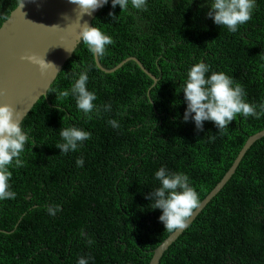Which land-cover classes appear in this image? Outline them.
Segmentation results:
<instances>
[{
	"label": "trees",
	"instance_id": "trees-1",
	"mask_svg": "<svg viewBox=\"0 0 264 264\" xmlns=\"http://www.w3.org/2000/svg\"><path fill=\"white\" fill-rule=\"evenodd\" d=\"M21 1L0 0V27ZM210 2L148 0L143 11L113 9L109 2L96 15L92 26L114 41L98 57L101 66L112 70L135 58L157 81L133 61L112 74L100 71L80 42L22 122L30 139L23 166L10 167L16 196L0 201V264H77L82 256L89 264H149L174 232L164 229L161 211L145 199L159 186L155 172L165 166L186 174L201 203L247 140L264 131V116L238 115L227 134L212 122L197 131L194 122L183 121L186 72L200 61L233 76L249 103L264 104V0H256L252 19L236 33L207 17ZM82 71L100 108L91 119L73 96L60 95ZM106 103L110 112L103 110ZM113 119L120 127L109 124ZM73 125L92 138L59 154V130ZM50 205L59 208L55 215ZM159 264H264V138Z\"/></svg>",
	"mask_w": 264,
	"mask_h": 264
},
{
	"label": "clouds",
	"instance_id": "clouds-1",
	"mask_svg": "<svg viewBox=\"0 0 264 264\" xmlns=\"http://www.w3.org/2000/svg\"><path fill=\"white\" fill-rule=\"evenodd\" d=\"M81 10V14H91L98 8L111 3L115 9L127 10L129 5L137 10H146L148 0H70ZM23 6V0L22 5ZM208 6L207 17L214 24L226 27L228 31L236 33L241 25L252 19L256 0H211ZM113 19L114 13L109 12ZM80 40L96 57L105 55L109 45L114 43L110 35L105 34L96 27L85 25L80 31ZM28 63L37 66L41 71L54 67L51 62H46L44 56L37 54L22 57ZM74 82L70 90L60 92L62 97L69 95L75 98L77 108L89 119L92 115H100V108L94 103L97 95L88 89L89 75L87 71L73 73ZM183 103L186 108L183 114L185 123L192 121L197 131H203L205 122L214 123L222 134H226L231 122L237 116L256 119L264 116V104L255 105L247 101V93L244 86L236 82L233 76L222 71H212L210 65L204 61L193 64L186 72L182 91ZM259 108V110H257ZM105 112H110V103L103 105ZM113 128H118L116 120H110ZM61 143L56 148L59 154L67 155L77 151L85 141L92 138L90 131L75 125L59 130ZM30 137L25 131L20 113L9 104H0V201L14 199L16 193L11 190L10 167H21L24 164L21 159ZM77 166H84V159L77 160ZM155 179L159 186L148 192L145 196L151 205L150 209L161 211L158 217L169 232L181 230L188 226V220L193 215L194 209L200 204L199 195L192 187L190 178L181 172H172L165 166H161L155 172ZM49 215H55L58 207L49 206ZM91 243V241H89ZM89 257H80L77 264H89Z\"/></svg>",
	"mask_w": 264,
	"mask_h": 264
},
{
	"label": "water",
	"instance_id": "water-1",
	"mask_svg": "<svg viewBox=\"0 0 264 264\" xmlns=\"http://www.w3.org/2000/svg\"><path fill=\"white\" fill-rule=\"evenodd\" d=\"M21 5L22 1L0 27V104L12 105L20 113L23 122L38 101L47 95L63 67L71 59L81 42V28L85 25L92 27L94 18L103 7L89 15L81 14L79 7L70 0H23V6ZM31 54L44 56L46 62H51L54 67L41 71L37 66L22 59ZM94 61L97 68L106 74L115 73L128 61H133L149 78L157 81L135 58L124 60L112 70L103 68L96 56ZM262 138L264 131L247 140L220 183L193 211L188 226L174 231L156 248L149 264L160 263L169 247L227 184L246 153Z\"/></svg>",
	"mask_w": 264,
	"mask_h": 264
},
{
	"label": "bare ground",
	"instance_id": "bare-ground-1",
	"mask_svg": "<svg viewBox=\"0 0 264 264\" xmlns=\"http://www.w3.org/2000/svg\"><path fill=\"white\" fill-rule=\"evenodd\" d=\"M11 1V0H10ZM117 8V7H116ZM110 10V9H109ZM256 11V10H255ZM106 13V12H105ZM124 21V20H123ZM105 24V23H104ZM106 25V24H105ZM104 26V25H103ZM78 48V47H77ZM90 57V56H89ZM83 60V59H82ZM86 61H88V60H86ZM81 62V61H80ZM87 64V63H86ZM83 66V65H82ZM84 67V66H83ZM91 67V66H90ZM92 69V68H91ZM67 72V71H66ZM122 72H123V70H122ZM165 74V73H164ZM170 74V73H169ZM110 77V76H109ZM127 77V76H126ZM68 79V78H67ZM114 79V78H113ZM111 80V79H110ZM119 81V80H118ZM61 83V82H60ZM97 83V82H96ZM68 84V83H67ZM100 84V83H99ZM133 85V84H132ZM65 86V85H64ZM58 87V86H57ZM96 87V86H95ZM98 89V88H97ZM65 90V89H64ZM112 91V90H111ZM53 93V92H52ZM108 93V92H107ZM51 96V95H50ZM49 97V96H48ZM67 105V104H66ZM183 108V107H182ZM57 112V111H56ZM77 113V112H76ZM143 117V116H142ZM120 121H121V119H120ZM81 123V122H80ZM83 123V122H82ZM144 123V122H143ZM106 124V123H105ZM128 124V123H127ZM94 125V124H93ZM84 126V125H83ZM98 126V125H97ZM120 127V126H119ZM124 127V126H123ZM94 128V127H93ZM111 128V127H110ZM127 129V128H126ZM98 130V129H97ZM104 131V130H103ZM122 131V130H121ZM232 131V130H231ZM219 132V131H218ZM121 133V132H120ZM232 133V132H231ZM236 133V132H235ZM227 134V133H226ZM102 135V134H101ZM111 135V134H110ZM237 135H238V133H237ZM219 139V138H218ZM116 143V142H115ZM224 143V142H223ZM118 144V143H117ZM243 144V143H242ZM118 148V147H117ZM227 149V148H226ZM235 149V148H234ZM220 151V150H219ZM239 151V150H238ZM235 152V151H234ZM229 156V155H228ZM169 160V159H168ZM121 163H122V161H121ZM130 163V162H129ZM176 166H177V164H176ZM177 171H179V170H177ZM137 172V171H136ZM146 173V172H145ZM196 178V177H195ZM218 180V179H217ZM206 188V187H205ZM205 190V189H204ZM222 194V193H221ZM218 214V213H217ZM216 215V214H215Z\"/></svg>",
	"mask_w": 264,
	"mask_h": 264
}]
</instances>
